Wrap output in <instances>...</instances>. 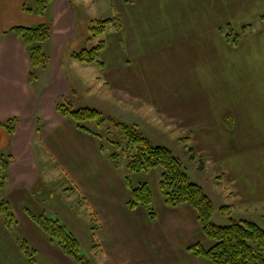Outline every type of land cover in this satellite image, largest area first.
I'll return each instance as SVG.
<instances>
[{"label":"crops","instance_id":"1","mask_svg":"<svg viewBox=\"0 0 264 264\" xmlns=\"http://www.w3.org/2000/svg\"><path fill=\"white\" fill-rule=\"evenodd\" d=\"M250 2L127 0L98 9L92 3L96 16L89 23L98 19L95 13H111L121 25L107 33L102 63H85L71 56L87 48L72 0H53L43 15L24 10V4L34 8L35 0H0V153L11 155L0 202L10 203L17 220L10 227L0 214V264H30L20 239L36 251V264H78L32 217L45 214L68 227L36 194L40 183L47 188L52 182L64 199H78L93 215L100 264H216L189 251L208 238L191 205L165 203L161 170L139 172V184L152 190V219L144 207H129L127 176L100 138L79 128L58 104L67 99L74 108L86 92L99 103L149 108L160 124L185 125L183 138L205 168L216 166L231 196L264 208V29L253 26L237 46L223 30L232 26L239 33L254 21L248 8L262 20L264 0ZM40 24L52 30L45 44L49 60L33 68L22 38L5 31ZM13 119L9 133L3 124ZM50 192L46 199L54 198Z\"/></svg>","mask_w":264,"mask_h":264},{"label":"trees","instance_id":"2","mask_svg":"<svg viewBox=\"0 0 264 264\" xmlns=\"http://www.w3.org/2000/svg\"><path fill=\"white\" fill-rule=\"evenodd\" d=\"M53 0H35L34 8L23 5L26 11H35L43 15ZM264 22V17H262ZM118 18H98L92 21L89 27L92 36L96 38L102 36L108 27L119 28ZM252 24L241 28V33H234L232 26L227 27L225 32L226 38L232 44H239L241 34H245ZM6 33L11 32L22 38L24 44L29 50L30 62L33 68L45 67L48 64L49 56L45 50V44L50 39L52 30L48 24L38 26L15 25L9 28ZM106 48V40H100L95 46L85 48L72 53V58L80 62L92 63L101 62L100 54ZM35 74L32 72V79ZM59 111L72 118L79 128L85 130L97 137L101 134L96 132L89 122H95L102 126L105 123L113 124L121 128L128 135L127 147L124 149L129 157V167L131 171L140 172L154 168L161 170L160 190L164 197L165 203L170 207L182 205H191L197 212L198 220L202 230L208 238V243H196L189 247V251L197 256L204 257L216 264H264V228L256 222L250 220H232L228 225H218L212 221L215 206L210 196L204 188L193 182L188 175L184 163L180 157L166 147L154 145L142 133L135 128L130 127L120 121L114 120L113 117L104 116L103 113L92 107H81L75 109L67 99H63L58 104ZM9 133L15 129V120H10L3 124ZM185 139V138H183ZM181 139V140H183ZM114 144H121L111 141ZM102 147L104 145L102 144ZM189 152L193 159L200 160V167H204V160L197 156L192 146ZM119 152H111L110 158L117 165ZM11 163V155L0 153V189L4 188L8 179V170ZM126 183L131 192L129 207L135 209L138 206L144 207L152 219L156 218V210L153 204V194L150 185L143 182L134 186L130 178L126 177ZM46 189L43 184H39L37 189ZM51 192H47L49 196ZM0 214L5 218L8 226L17 223L15 214L8 201L0 202ZM34 220L44 229L54 240H56L64 252L70 255L78 264H91L85 257L80 255L81 245L79 240L71 233L64 224L59 220L53 219L45 214L35 216ZM20 246L25 256L29 259L30 264H36V251L24 239H20Z\"/></svg>","mask_w":264,"mask_h":264},{"label":"rangeland","instance_id":"3","mask_svg":"<svg viewBox=\"0 0 264 264\" xmlns=\"http://www.w3.org/2000/svg\"><path fill=\"white\" fill-rule=\"evenodd\" d=\"M72 1L80 13L78 32L80 37L83 35L86 36L87 48L95 46L102 39L106 40L107 33H114L113 29L116 28L111 26L108 27L107 31L102 36L90 38L92 34L90 33L89 27L92 24V21L89 23L87 18L96 16L94 13L93 15L90 14L91 11H96L95 7L93 8L91 5L95 0H78V2H75V0ZM124 1L127 2V0H96L93 4H97V9L99 6H103L105 8L110 4H115L116 6L119 5L122 7L125 4ZM248 7H251L250 0H248ZM259 7L260 6L257 5L253 10L256 16H258L257 14H260L258 13ZM122 12H125V9L122 10ZM95 14L98 16L96 18H102L99 17V13ZM105 14L106 15H103V18L113 16L111 13ZM114 14V16H118L120 13L115 10ZM247 14L248 17H251L254 20L248 24H252L259 29H264V22L260 17L254 18V14L251 13L249 8ZM252 27L245 34H241V38H243L245 35H248ZM227 29L228 28L226 27L223 30ZM236 31L241 33V28H238ZM78 98L79 100L75 103V109H78L77 106L96 108L100 110L104 116L113 117L114 120L123 122L128 124L130 127L135 128L138 132L147 137L152 142V144L166 146L170 148L175 155L180 157L184 163L188 175L190 176V179L193 182L200 184L212 199L215 206L212 221L215 224L228 225L232 222V220H250L256 222L262 228H264L263 205L241 203V200L235 199L231 196L228 182L226 180L221 182L218 179L219 175L216 166L208 165L206 168H201L200 160L193 159L191 157V153L189 152V147L191 145L187 142L186 137L183 139V136L185 135L181 134L185 125H169L166 123L160 124V122L155 121L157 119L154 118L151 113H149V108L146 107H134L133 105L126 104L124 102L109 103L105 101V103H99L98 98L96 99L94 95L88 94L86 92H82ZM88 125H90L96 132L101 134L99 137L101 144L104 145L108 153L119 152L117 159L119 170L125 176L130 178L134 186L139 185V183L142 182L141 180H143L144 176L143 174H139V172L131 171L129 167V157L127 152L124 151L128 143V135L126 132L121 128L109 123L99 126L92 121L89 122ZM111 141L118 142L121 144V147L119 148L117 143L114 144ZM205 165L206 163L204 161V166ZM50 185L51 186H48L49 188L47 187L42 191L41 188L37 189V195L40 198L39 200L45 206H48V213H54L61 219H66L68 224V227L66 228L71 233H73L80 242V255L85 257L91 264H100L95 255V251H93L94 245L96 243L94 233L91 232V222L94 221L93 215L91 217V212L88 211L89 209L85 210L84 208H81L78 199H74L73 197L64 199V196H62L59 192V186L56 185L55 182H52ZM50 190L52 191V195L54 194V198L46 199L48 197L47 192H50ZM81 209H84V211Z\"/></svg>","mask_w":264,"mask_h":264}]
</instances>
